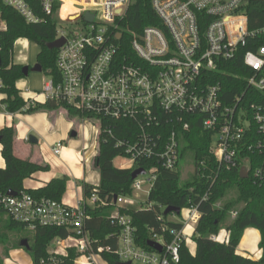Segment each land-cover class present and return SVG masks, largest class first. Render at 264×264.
<instances>
[{"label":"built area","instance_id":"built-area-1","mask_svg":"<svg viewBox=\"0 0 264 264\" xmlns=\"http://www.w3.org/2000/svg\"><path fill=\"white\" fill-rule=\"evenodd\" d=\"M249 1L150 0L163 30L145 27L140 33L132 34L133 56L122 59L118 57V43L123 38L119 23L130 0H32L33 5L28 0H2V3L28 24L41 23L38 12L51 15L57 4V19L66 8L63 21L82 22L80 29L68 33L56 31V40L65 41L56 54L58 80H46L43 93L47 100L79 112L82 130L85 121H97V128L91 124L97 143L102 135L105 138L101 141L113 139L120 150L115 159L128 163L117 169L134 171L143 169L138 166L140 163H154V167L143 169L145 174L151 171L153 175L147 180V189L137 182L138 177L132 184V194L143 191L148 196L156 179V166L167 171L176 169L178 135L189 129V122L213 132L210 152L218 169L231 170L241 164L246 168L248 161L240 157L238 144L243 138L251 139L253 123L263 139L249 144L247 151L264 153V103L253 104V90L264 94V77H260L264 70V45L253 51V40H264V20L260 28H249L245 13ZM86 13L92 15L90 23L84 19ZM5 30L0 17V31ZM117 34H121L120 40H116ZM237 57L248 70L244 79L246 90L252 91L246 108L242 104L244 93L229 99L223 82L216 80V73ZM36 99L34 96L29 102L33 104ZM120 121L132 123L125 138H116L110 126L111 122ZM62 149L61 143L51 147L56 156ZM76 159L82 165L88 163L84 148L76 152ZM252 178L264 184V170L256 169ZM132 194L116 196L114 202V197L110 201L101 199L94 190L75 206H68L23 193L15 197L1 196L0 207L12 221L30 231L37 227L69 231L66 239H56L53 243L64 246L65 242H72L65 250L76 251L78 257L74 264H108L103 255H112L118 264H179L180 249L183 245L188 249L201 212L195 206L180 210L179 216L182 211L186 216L180 221L170 220L180 227H170L158 217L159 231L152 232L149 242L161 250L148 246V250L143 249L136 241L130 216L121 210L135 206L149 209L152 204L132 202ZM102 207L113 208L105 218L118 230L114 250L110 246H96L85 228L90 219L86 210ZM232 215L235 217L236 213ZM222 233L223 239L219 234L211 239L226 243L228 232L222 230Z\"/></svg>","mask_w":264,"mask_h":264},{"label":"trees","instance_id":"trees-1","mask_svg":"<svg viewBox=\"0 0 264 264\" xmlns=\"http://www.w3.org/2000/svg\"><path fill=\"white\" fill-rule=\"evenodd\" d=\"M28 1L30 4L33 3L32 0ZM58 6L59 4L55 5L54 13L51 15H42L38 12L42 19L41 23L28 24L16 11L5 6L0 0V17L6 25V30L0 31V94L3 96L0 102L9 114L31 115L39 112L51 114L63 109L69 121L74 117H82L79 112L60 102L47 100L43 104L27 103L16 88L17 81L25 78L22 74V66L12 63L14 45L19 39H25L39 47L36 62L42 67V73L48 79L58 80L55 64L57 50L47 48V45L55 41L57 37L58 19L55 12ZM245 13L249 28L253 30L260 28L264 20V1L250 0ZM145 27L163 30L160 20L152 10L150 0H130L126 13L119 23V30L123 33V38L118 43L119 59L127 55L133 56L130 49L131 35L140 33ZM262 45L264 40L256 38L253 40V51ZM247 75L248 70L243 66L240 57L229 62L216 73V80L223 82L229 99L244 93L242 100L244 107L247 106L249 94L252 93L246 90L244 79ZM234 76H237V79ZM260 77H264V70ZM263 103L264 94L253 90V104ZM189 123V129L178 135L179 157L176 169L167 171L156 166V179L146 200L147 204H152V207L148 209L135 206L121 210V213L129 215L132 220L138 245L148 250L147 243L150 241L152 232L159 231L161 223L158 217H162V222L170 227H180V224L169 220L168 217L172 214L163 215L162 208L175 207L182 210L195 206L201 212V218L192 235L194 253L183 245L180 249L179 264H264V184L252 178V173L256 169L264 170V153L247 151L249 144H256L263 139V136L258 133L257 126L253 123L250 126L251 139L243 138L238 144L240 157L248 161L246 168L241 164L231 170L218 169L210 152L213 132L204 131L197 123ZM110 126L116 138H125L131 130L132 123L111 122ZM103 138H105L103 135L99 138L97 154L94 158L99 183L97 186H92L82 182L83 197H88L94 190L101 199H108V201L114 196H131L132 184L135 182L130 176L133 169L114 167L113 160L120 154V150L115 147L113 139L106 138L107 141H101ZM14 140V127H5L0 130V153L5 164L4 168H0V197L12 191L16 195L25 193L34 198H47L61 202L66 190L64 177L53 178L43 187L35 190L24 188V180L31 179L37 172L47 171L48 167L15 157ZM185 159H190L189 165L192 167V172L182 182L179 163ZM153 165L154 163H140L138 166L147 170L154 167ZM241 168L247 170L245 179L240 177ZM112 210V207L88 208L86 212L90 219L86 221L85 228L89 237L96 241V246H110L111 250H114L118 230L105 218ZM232 213H236V216L232 217ZM248 228H254L260 234L258 248L261 251V257L258 260L240 256L235 252L244 231ZM22 230L27 228L12 221L0 207V247L3 249L4 257L8 255L10 249L23 248L20 245L7 247L9 234ZM221 230L228 232L226 243L211 239ZM32 234V243L28 247L32 264H74L78 255L73 248H67L64 255L49 252L53 241L66 239L70 234L69 231L37 227ZM102 258L108 264H118L112 255H103ZM0 264H3L1 257Z\"/></svg>","mask_w":264,"mask_h":264},{"label":"crops","instance_id":"crops-1","mask_svg":"<svg viewBox=\"0 0 264 264\" xmlns=\"http://www.w3.org/2000/svg\"><path fill=\"white\" fill-rule=\"evenodd\" d=\"M19 40H17V42ZM25 44H27L31 50H35V54H32L31 56L29 55V57H23L16 55L14 51L15 49H13L12 63L17 66H28L31 68L37 63L34 58L37 57L40 49L37 45L27 40L25 41ZM45 83L46 80L42 73L29 72L27 77L17 81L16 88L20 91V95L25 102L28 103L31 98L36 96L37 99L35 102L43 104L47 101L43 93ZM2 98L3 96L0 94V101ZM5 127H14L15 129V140L13 142V154L15 157L48 167L47 171L37 172L31 179L24 180L23 186L25 189L35 190L43 187L45 183L53 178L64 177L66 180V190L61 202L68 206H75L81 199V188L78 186H80L82 182L92 186L98 185L99 175L95 183V176L90 168L86 170V166L84 165L82 171H80L79 169H71V166L69 165L70 163L75 165L82 164L78 163L76 159V152L81 148H77L69 142L70 132L73 128L66 115L56 113L48 114L43 112L31 115L24 113L9 114L0 102V130ZM85 127L86 125L84 126V129ZM30 136H33L37 140V143H30ZM56 143H61L63 145V149L59 156L54 155L51 150V147ZM4 166V160L0 153V168H4ZM71 190H74V196L73 198H68V193ZM248 234L252 238L253 234H255L260 241L259 231L254 228H248L244 231L235 252L240 256L252 260H258L261 257L260 250H258L257 256L252 257L245 254L247 248H240V246L245 244ZM219 236L221 239L224 238L222 230L220 231ZM55 252L59 255L65 254V252H62L60 249L55 250ZM191 253H194V251Z\"/></svg>","mask_w":264,"mask_h":264},{"label":"rangeland","instance_id":"rangeland-1","mask_svg":"<svg viewBox=\"0 0 264 264\" xmlns=\"http://www.w3.org/2000/svg\"><path fill=\"white\" fill-rule=\"evenodd\" d=\"M70 1V0H69ZM88 1V0H85ZM68 9L63 8V12L60 13V16L58 17V23H57V30L60 31H64L66 33H68L70 30H77L83 27V24L81 21H78L76 24H69L65 21H63L62 19H64L65 17V13H67ZM25 39H20L15 45H14V51L16 55L19 56H23V57H29V55L31 56L32 54H35V50H31L29 48V46L27 44H25ZM34 60H36V57L34 58ZM34 62V61H33ZM33 65V64H32ZM43 77L45 78V80H48V77L46 75H44L42 73ZM54 113L56 114H63L66 115L64 111L62 110H57ZM70 123L72 124V131H75L77 133V136L75 138H69V142L72 143V145H75L77 148H84L86 150V157L89 160L88 163L84 164L86 166V170L90 168L91 171H93L94 176H95V183L98 179V173L94 167V158L97 154V138L94 135V131L91 127V124H94L95 127L97 128V121L95 119L90 120V121H85V129L82 130L80 128V124H81V120L78 117H74L71 119ZM89 124V125H88ZM90 126V127H89ZM95 129V128H94ZM94 146V147H93ZM77 163V161H76ZM190 164V159H185L182 162L179 163V168H181V181L183 182L184 180H186L190 173L192 172V167L189 165ZM71 166V169L74 168L79 169L80 171H82L83 166L84 165H75V164H69ZM113 165L115 168H119L121 166H126L128 165V163L126 161H123L121 159H115L113 161ZM131 165H129L130 167ZM86 176H87V172H86ZM152 172H148L145 175L139 176L137 178V182H139V184L141 185L142 188L147 189L146 185H148L147 180L152 178ZM81 188V200L84 198L82 197V186L80 184V186H78ZM73 193L74 190H71L68 193V198H73ZM132 202H136V203H145L147 200V195L145 192L143 191H134V193L132 194V197L130 199ZM165 208H162L161 211L163 213ZM186 216V212L182 211L180 216H169V220H175V221H180L183 217ZM233 217V215H232ZM254 231V230H253ZM34 231H30V230H22L21 232H12L9 234L8 239L9 242L7 244L8 248H12L13 245H20V243L25 240L27 241L28 247L30 246V244L32 243V233ZM220 233V232H219ZM248 234V238L245 242L244 245L240 246V248H247L246 253L248 256H252L255 257L258 254V242L259 239L257 238V236H255V234H253V238L250 237ZM72 245V242L67 241L65 242L64 246H58L56 243H53L52 246L49 249V252H55V250L60 249L62 250V252H65V247H68ZM189 251L193 252L194 251V243L193 241L189 242V247H188ZM3 249L2 247H0V257L3 259V264H31L32 263V259L31 256L28 252L27 248H22V249H10L8 252V255L4 257L3 253H2ZM250 254V255H249ZM136 264V263H135Z\"/></svg>","mask_w":264,"mask_h":264},{"label":"water","instance_id":"water-1","mask_svg":"<svg viewBox=\"0 0 264 264\" xmlns=\"http://www.w3.org/2000/svg\"><path fill=\"white\" fill-rule=\"evenodd\" d=\"M84 19L85 21L87 22H91L92 21V15L89 14V13H86L85 16H84ZM121 39V34H117L116 35V40H120ZM64 39L63 38H60V39H57L55 41H53L52 43L48 44L47 45V48L50 49V50H57L59 49L63 44H64ZM0 65H1V59H0ZM22 74L24 75V77H27L29 72H35V73H42V67L40 66V64L36 63L33 67H28V66H23L22 67ZM77 136V133L75 131H71L70 132V138H75ZM29 142L30 143H37V140L33 137V136H30L29 137ZM240 177L242 179H245L247 178V170L245 168H241L240 171ZM145 174V171L141 168L139 169H136L134 171H132L131 173V179L132 180H135L137 177L139 176H142ZM6 196L8 197H15L16 196V193L15 192H12V191H8L6 193ZM116 200V196H114V202ZM169 214H174L176 216H179L180 214V209L179 208H175V207H166L163 211V215L164 216H167ZM20 246L23 247V248H27L28 249V244H27V241L23 240L21 243H20ZM147 246L156 250V251H159L161 250V247L152 243V242H148L147 243ZM120 264H123V263H120ZM125 264H130L129 262L128 263H125Z\"/></svg>","mask_w":264,"mask_h":264}]
</instances>
